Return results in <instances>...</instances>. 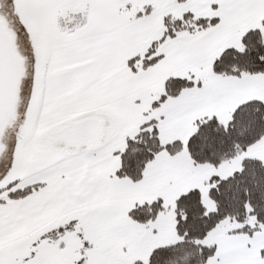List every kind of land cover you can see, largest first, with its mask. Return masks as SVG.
I'll return each mask as SVG.
<instances>
[{
  "label": "crops",
  "instance_id": "obj_1",
  "mask_svg": "<svg viewBox=\"0 0 264 264\" xmlns=\"http://www.w3.org/2000/svg\"><path fill=\"white\" fill-rule=\"evenodd\" d=\"M257 8L261 9L257 11ZM263 9L264 0H199L195 9L175 10L171 7L160 19L162 39H150L147 45L142 44L139 50L135 49L136 54L131 55L126 54L127 46L121 47V54L111 53L108 62L101 60V51L86 52L94 44L92 42L74 45L62 42V47L51 53L48 71L45 75L42 72L44 79L40 89H43L44 99L40 102V115L33 120L36 123L41 119L43 123L65 118L98 117L107 122L109 118L118 117L115 104H122L125 100L136 102L146 97L150 90L162 95L164 82L172 77L173 71L188 67L199 70L202 62L210 59V74L199 81L200 85L184 89L178 97L167 102L168 108L164 107L157 121L160 140L163 145L186 142L194 132L196 122L206 118L216 117L220 122L228 123L232 113L242 104L252 100L264 102V74L216 76L212 66L224 43L258 19ZM190 12L200 19H217V23L198 31L199 35L194 38L182 32L174 37L176 39L164 38V19L180 18ZM125 41L127 44L132 42L131 39ZM179 41L183 44L177 47ZM155 44H159L155 56L160 57L156 64L147 69L138 67L134 71L130 61L142 57L141 53ZM41 105L44 106L42 111ZM29 120L31 117L26 122ZM115 132L101 139L99 145L89 148L90 153L75 163L40 165L42 170L32 185L37 188L28 196L11 200L8 193L12 191L0 194V250L29 237L33 239V248L43 233L69 225L77 215L90 210L98 215L104 209H124V213L130 216L136 203L143 205L161 199L164 211L167 203L175 204L181 195L192 189H199L202 193L199 181L206 183L210 178L208 173L218 169L210 165H194L184 149L176 155L167 151L158 153L146 165L138 182L119 178L116 173L121 166L120 155L131 137L128 135L118 141ZM241 157L258 158L264 162V137L237 159ZM134 204V208L128 206ZM149 231L140 234L145 245L150 242V237L156 236L155 232ZM208 238L205 242L215 244L216 251L205 264H264L263 231L247 234L227 230L214 243H208ZM49 259L50 256L38 264H52Z\"/></svg>",
  "mask_w": 264,
  "mask_h": 264
},
{
  "label": "rangeland",
  "instance_id": "obj_2",
  "mask_svg": "<svg viewBox=\"0 0 264 264\" xmlns=\"http://www.w3.org/2000/svg\"><path fill=\"white\" fill-rule=\"evenodd\" d=\"M198 3L199 0H0V20L4 21L9 34L13 32L16 50L24 58L25 64V77L20 86L21 100L18 103L22 126L18 130L8 129L4 135L6 151L0 158V194L32 186L42 170L40 165L75 163L90 153L86 148L68 149L51 139V133L82 119L65 118L43 123L41 119L40 123L33 120L40 115V102L44 99L40 86L45 71H48L47 62L53 50L62 47L60 43L74 45L92 42L94 44L86 52L101 51V60L105 62L109 61L111 53L121 54V47L127 46L126 54H136L135 49L139 50L142 44L147 45L150 39H162L160 19L167 9H195ZM260 9L257 8V11ZM263 19L264 9L258 19L232 35L222 46V51L227 48L242 49V37L252 29H259L264 40ZM182 34L189 38L199 35L196 31H182ZM126 39L132 42L127 44ZM182 44V41L177 42V47ZM148 51L144 50L142 57ZM157 54L155 52L153 56ZM211 64L212 61L206 59L199 70L194 67L182 68L171 75L192 76L199 82L210 74L208 68ZM161 96L156 90H150L146 97L136 102L125 100L122 104H115L118 117L104 122L100 132L102 139L116 131L114 137L120 141L125 136L136 135L143 124L159 121L167 102L172 100L169 98L155 105ZM43 108L41 105V111ZM28 117L31 120L26 122ZM61 122L68 123L63 125ZM242 159L226 161L208 175L227 178L240 169L237 163ZM198 187L204 192L202 197L206 212L214 211L215 205L208 195L207 186L199 181ZM128 206L134 208L135 204ZM124 211L104 209L98 215H94L92 210L79 214L71 224L43 233L33 248V239L29 237L15 246L0 250V264H38L49 256L52 264H133L136 260L146 262L153 249L181 240L176 230L175 204L167 203L164 211L146 223L134 221ZM237 226L235 222H224L211 234L208 243L217 242V237L224 231ZM146 230L156 234L150 237L147 245L140 237Z\"/></svg>",
  "mask_w": 264,
  "mask_h": 264
},
{
  "label": "trees",
  "instance_id": "obj_3",
  "mask_svg": "<svg viewBox=\"0 0 264 264\" xmlns=\"http://www.w3.org/2000/svg\"><path fill=\"white\" fill-rule=\"evenodd\" d=\"M216 23L217 19H200L191 12L180 18L166 17L164 38H174L182 31L205 30ZM262 23L264 26V19ZM156 47L157 44L143 57L130 61L134 71L138 67L147 69L156 64L160 58L152 56ZM212 72L216 76L235 77L264 74L262 32L259 29L249 30L242 37V49L223 50L213 63ZM199 85L200 82L193 77H169L164 82V93L155 105L168 98L178 97L184 89ZM263 137L264 102L259 100L239 106L228 123H222L216 117L197 121L194 132L186 142L176 141L163 145L157 121L153 120L143 124L139 132L127 140V147L120 155L121 166L116 176L138 182L143 177L146 165L158 153L167 151L176 155L184 149L194 165L219 168L224 162L247 153ZM205 185L215 205L214 211L206 212L199 189H192L181 195L175 202L176 230L181 240L171 245L159 246L150 252L146 262L136 260L133 264H205L216 251L215 244H207L205 241L213 230L226 221L239 225L230 228V233L264 232V162L261 159L246 157L233 175L227 178L212 175ZM36 188L37 186H27L8 193V197L11 200L21 199ZM163 209L162 200L157 199L135 207L130 212V217L136 222L146 223L156 218ZM262 255L264 256V250Z\"/></svg>",
  "mask_w": 264,
  "mask_h": 264
},
{
  "label": "water",
  "instance_id": "obj_4",
  "mask_svg": "<svg viewBox=\"0 0 264 264\" xmlns=\"http://www.w3.org/2000/svg\"><path fill=\"white\" fill-rule=\"evenodd\" d=\"M24 74V61L16 50L13 37L0 20V158L6 150L2 138L18 121L16 108ZM103 125L101 118L88 117L75 122L73 127L66 126L53 132L51 139L68 149H91L99 145Z\"/></svg>",
  "mask_w": 264,
  "mask_h": 264
},
{
  "label": "flooded vegetation",
  "instance_id": "obj_5",
  "mask_svg": "<svg viewBox=\"0 0 264 264\" xmlns=\"http://www.w3.org/2000/svg\"><path fill=\"white\" fill-rule=\"evenodd\" d=\"M0 9H1V6H0ZM3 21V20H2ZM3 23H4V21H3ZM11 35H12V37H14L13 36V32L11 33ZM20 56H21V54H20ZM22 57V56H21ZM23 58V57H22ZM23 61H24V58H23ZM24 70H25V64H24ZM24 77H25V75H24ZM21 95V94H20ZM21 100V99H20ZM19 105V104H18ZM16 111L18 112V110L16 109ZM18 115V121L14 124V126H13V128L15 129V128H17V130L19 129V125H22V124H20V115H19V113L17 114ZM18 123V124H17ZM71 127H73V125L71 126ZM13 128H10V129H13ZM9 131V130H8ZM5 135V134H4ZM5 140H6V138H5V136L2 138V141H1V143L2 144H4L5 145Z\"/></svg>",
  "mask_w": 264,
  "mask_h": 264
}]
</instances>
